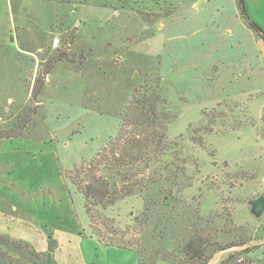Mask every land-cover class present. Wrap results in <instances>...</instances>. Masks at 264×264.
Segmentation results:
<instances>
[{
  "label": "rangeland",
  "instance_id": "obj_1",
  "mask_svg": "<svg viewBox=\"0 0 264 264\" xmlns=\"http://www.w3.org/2000/svg\"><path fill=\"white\" fill-rule=\"evenodd\" d=\"M245 1L250 20L238 0H0V132L16 137L0 143V234L38 252L52 239L56 260L82 251L88 264H137L92 236L72 179L150 80L176 117L166 161L187 178L173 198L151 185L118 202L98 229L134 240L139 264H264V239L253 240L264 217L249 205L264 196V40L251 26L264 31V0ZM56 49L71 57L51 64ZM27 205L56 229L24 215ZM71 227L96 247L69 245ZM230 245L244 247L216 252Z\"/></svg>",
  "mask_w": 264,
  "mask_h": 264
},
{
  "label": "trees",
  "instance_id": "obj_2",
  "mask_svg": "<svg viewBox=\"0 0 264 264\" xmlns=\"http://www.w3.org/2000/svg\"><path fill=\"white\" fill-rule=\"evenodd\" d=\"M238 3L242 14L250 20L246 1L238 0ZM251 26L264 40L262 28L253 21ZM70 57L69 52L56 49L51 64L66 61ZM51 68L50 65L42 73L43 78L37 90L40 94L45 87L44 76L51 74ZM38 81L39 78L35 86ZM153 83L160 87L161 80L158 78ZM150 84L151 81L148 80L142 87L134 88L131 101L120 116L118 136L110 139L105 148L99 151L96 158L85 168L75 170V178L72 179L77 191L84 198L92 236L107 247L135 251L138 254L139 245L134 240L117 241L104 238L97 225L100 213L128 198H143L151 185L160 186L168 192L167 196L173 198L182 192L181 183H185L182 179L187 178L185 170H181L178 164L166 161L171 148L169 126L176 117L167 110V100L163 97L161 89L152 88ZM15 139L11 133L0 132V143ZM50 243L47 252H38L29 242L0 234V264H60L54 256L52 239ZM237 247L244 246L219 247L216 252H226ZM211 259L212 256L200 258L198 264H209Z\"/></svg>",
  "mask_w": 264,
  "mask_h": 264
},
{
  "label": "crops",
  "instance_id": "obj_3",
  "mask_svg": "<svg viewBox=\"0 0 264 264\" xmlns=\"http://www.w3.org/2000/svg\"><path fill=\"white\" fill-rule=\"evenodd\" d=\"M33 194H34L33 196H35L36 193H33ZM36 197H38V196H36ZM36 208H37V206L34 209H31L30 205H27L26 209L24 210L26 214H24V215H28L29 219H33V221H35L36 223L38 222V225H40V224L43 225V227H42L43 229L45 228V229L55 230L56 226H58L57 224H55V221H54L56 218L53 217V215H52V217H51V215L48 216L47 215V210L42 212L41 210H37ZM40 208H44V207L40 206ZM263 217H264V215L262 216L261 219H263ZM57 220L58 219H56V222H59ZM261 223H262V225H260L261 229L258 230V231H260L259 232L260 235L258 236V238L255 237L253 240H256V239L263 240L264 239V222L261 221ZM61 225H64L63 221L61 222ZM80 230H81V228H79V227L78 228L77 227L76 228H72L71 227V231L65 230L66 232H70L71 238H73V242H69V245L72 246L73 244L78 243L79 246L86 245V247H88V249L89 248L94 249L96 247V243H97L96 241L97 240H94L93 238L89 239L88 236L86 234H84V232H83V234H81ZM54 236L57 237L58 235H55V232H54ZM257 246L261 247L260 249L263 248L260 245H257ZM109 248H112V249L117 250V251H124V252H127V253L128 252L129 253H133V255H138V256H135V259H136L137 264H139V254H137V252L129 251V250H123V249H118V248H115V247H109ZM130 255H132V254H130ZM69 258H70V260H69ZM69 258H63L62 259L61 257L57 256V260L60 263H62V264H88V261H87V259L85 257V254L82 251L80 252L79 257L77 258L78 261H77V259L72 260L71 259L72 258L71 255L69 256Z\"/></svg>",
  "mask_w": 264,
  "mask_h": 264
},
{
  "label": "water",
  "instance_id": "obj_4",
  "mask_svg": "<svg viewBox=\"0 0 264 264\" xmlns=\"http://www.w3.org/2000/svg\"><path fill=\"white\" fill-rule=\"evenodd\" d=\"M250 205V213L256 217V219H260L264 215V196H259L257 198L249 201Z\"/></svg>",
  "mask_w": 264,
  "mask_h": 264
},
{
  "label": "built area",
  "instance_id": "obj_5",
  "mask_svg": "<svg viewBox=\"0 0 264 264\" xmlns=\"http://www.w3.org/2000/svg\"><path fill=\"white\" fill-rule=\"evenodd\" d=\"M59 44H60V40H59V38H56L53 42V46L57 48L59 46Z\"/></svg>",
  "mask_w": 264,
  "mask_h": 264
}]
</instances>
